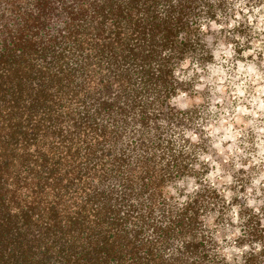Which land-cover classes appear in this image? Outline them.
Returning <instances> with one entry per match:
<instances>
[{"label": "clouds", "instance_id": "clouds-1", "mask_svg": "<svg viewBox=\"0 0 264 264\" xmlns=\"http://www.w3.org/2000/svg\"><path fill=\"white\" fill-rule=\"evenodd\" d=\"M26 4L44 220L119 241L114 264H264V0Z\"/></svg>", "mask_w": 264, "mask_h": 264}, {"label": "trees", "instance_id": "trees-1", "mask_svg": "<svg viewBox=\"0 0 264 264\" xmlns=\"http://www.w3.org/2000/svg\"><path fill=\"white\" fill-rule=\"evenodd\" d=\"M194 5L195 0H184L183 15H195ZM28 11L26 0H0V264H114L119 241L77 224L63 228L55 209L44 220L47 210L40 208L39 195L29 198L22 191L25 186L34 191L20 175L31 158L17 149L21 138L25 147L35 139L38 129L27 131L31 114L48 98L32 88L35 77L26 70ZM178 27L191 33L187 20ZM30 174L44 180L34 170Z\"/></svg>", "mask_w": 264, "mask_h": 264}]
</instances>
